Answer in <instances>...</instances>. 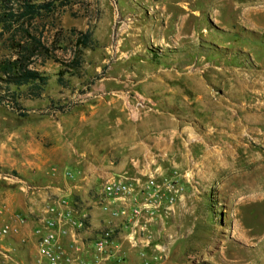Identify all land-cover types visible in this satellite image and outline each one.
Segmentation results:
<instances>
[{"label":"rangeland","instance_id":"rangeland-1","mask_svg":"<svg viewBox=\"0 0 264 264\" xmlns=\"http://www.w3.org/2000/svg\"><path fill=\"white\" fill-rule=\"evenodd\" d=\"M71 28L91 33L73 71L63 65L73 52ZM34 33L58 61L39 53L32 59L30 65L48 80L40 97H18L25 115L0 104V204L27 217L23 204L42 200L44 192L25 193L21 182L51 189L74 185L82 159L78 142L92 143L106 133L112 115L103 121L99 112L108 110L112 97H126L133 112L149 111L158 98L156 76L190 75L212 102L232 96L239 133L227 131L222 143L207 137L205 154L198 143L196 156L178 155L179 162L165 163L159 173L129 171L116 179L131 182L139 204L146 200L149 177L161 184L158 209L141 211L144 229L131 218L136 245L124 239L130 225L124 218L106 215L117 225L105 223L116 228L114 244L130 250L125 264H264V0H67L36 19ZM9 53L0 40V59ZM62 69L58 83L54 74ZM194 108L199 112L202 105ZM202 128L197 130L208 132ZM169 181L172 204L162 185ZM87 196L98 206L99 195ZM72 201L77 207L85 203ZM101 228L90 224L89 243ZM22 244L20 235H0L1 264H33L34 255Z\"/></svg>","mask_w":264,"mask_h":264},{"label":"crops","instance_id":"crops-1","mask_svg":"<svg viewBox=\"0 0 264 264\" xmlns=\"http://www.w3.org/2000/svg\"><path fill=\"white\" fill-rule=\"evenodd\" d=\"M63 77L64 75L62 81ZM116 77L110 78L115 80ZM54 78L55 80L58 78V71L54 74ZM193 79L190 75H180L176 72L156 76L158 98L155 108L149 111L133 112L126 97L122 96L121 99L112 97L108 110L99 112V115L104 117L103 121L105 115H112L107 118L106 133L99 134L97 140L91 141L92 143L78 142L77 153L82 156V159L77 162L78 177L75 184L63 189L52 188L49 193L64 195L69 202H72L73 198L77 201L84 200L85 203L81 205V208L88 212L89 222L93 227L104 226L108 220L113 225H117L113 218L106 217L108 214L101 211L94 201L91 202L88 194L101 195L108 182L127 177L126 173L129 171L134 174H150L160 171L165 163L179 162L178 155L188 160L189 157L196 156L198 153L200 148L198 143L204 147L199 152L205 154L209 150L205 142L207 137L211 140L215 138L214 143H222L223 138L227 137V131L238 134L239 108L230 107L233 104L230 103V101L233 102L230 98L232 96L223 94L225 98L221 97L214 103L208 97L209 92L203 84L195 88ZM229 86H231L230 83ZM229 86L225 87L226 93L231 89ZM233 86L238 87L239 91V85L234 83ZM197 105H202V108L198 109L199 112H196L194 108ZM202 127L208 132L203 134L197 130ZM211 128L214 131H211ZM83 139L87 138L83 137ZM40 195L42 200L35 202L33 198H30L32 204L25 202L22 207L28 213L26 214L27 223L20 233V240L23 242L24 250L32 252L35 260L37 253L34 229L38 225L36 216L44 214L45 207L50 202L46 201L45 193ZM89 204L92 206L86 207ZM35 209L42 212L36 214ZM124 224L125 222H120L123 229ZM89 236L87 231L79 236L83 239L86 248L71 249V253L83 264H115L114 259L125 262L123 259L131 256L129 248L121 250L120 244L116 243L108 253H96L88 241ZM69 240V236L60 237L61 243L67 247L70 244ZM73 264H79V262L76 261Z\"/></svg>","mask_w":264,"mask_h":264},{"label":"built area","instance_id":"built-area-1","mask_svg":"<svg viewBox=\"0 0 264 264\" xmlns=\"http://www.w3.org/2000/svg\"><path fill=\"white\" fill-rule=\"evenodd\" d=\"M162 185L168 191V195L165 196L167 202L172 204L174 200V194L171 190L173 184L169 181L164 182ZM145 187L146 200L140 204L136 202L131 182L125 179L108 182L102 194L97 196L96 204L101 211L107 213L110 217H122L127 224L130 223L129 230L124 236V239L130 245L137 244L135 237L137 230L131 229V218H134V226H137L138 230H143V226L138 224L141 211L143 209H158L163 194L161 193V184L157 183L152 177L148 178ZM20 189L31 194L44 192L47 201H50L45 207L44 214L36 216L38 225L34 229L37 253L35 264H73L76 261L83 264L79 258L71 253V249L86 248L83 239H80L79 236L90 228L88 212L84 208L75 206L73 201L69 202L64 195L49 193L50 187H37L21 182ZM176 191L177 189H175ZM166 210H170L169 206L166 207ZM26 223L27 217L11 211L4 203L0 204V235L19 236ZM115 233L116 228L113 225L104 224L92 236L90 243L93 250L100 254L108 253L114 245ZM64 236L70 237L68 247L60 241V237ZM2 255L6 256L4 253ZM115 264L125 263L119 260Z\"/></svg>","mask_w":264,"mask_h":264},{"label":"trees","instance_id":"trees-1","mask_svg":"<svg viewBox=\"0 0 264 264\" xmlns=\"http://www.w3.org/2000/svg\"><path fill=\"white\" fill-rule=\"evenodd\" d=\"M67 0H0V40L6 41L9 55L0 59V104H11L21 115L25 110L20 108L18 97L31 95L40 97L48 80V75L36 70L30 64L32 59L39 54L46 58L58 61L49 45L44 43L42 36L34 33L35 20L49 14L57 5H63ZM74 37L71 58L63 65L68 69L76 70L81 63V47L90 46L91 33L88 30L80 31L71 28ZM7 33V36H4ZM65 69L58 71L56 81L62 83ZM25 85V91H15L10 88H19Z\"/></svg>","mask_w":264,"mask_h":264}]
</instances>
